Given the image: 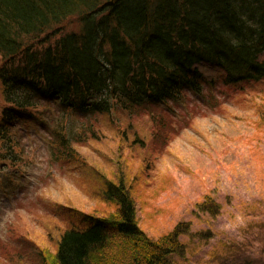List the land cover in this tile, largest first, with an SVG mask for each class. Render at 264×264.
Instances as JSON below:
<instances>
[{
	"label": "rangeland",
	"instance_id": "obj_1",
	"mask_svg": "<svg viewBox=\"0 0 264 264\" xmlns=\"http://www.w3.org/2000/svg\"><path fill=\"white\" fill-rule=\"evenodd\" d=\"M197 68L201 89L186 88L161 112L90 115L40 98L35 115L17 119L14 154L0 137V264H38L37 253L48 263L84 213H116L101 190L120 179L145 237L187 225L171 264H264V83L239 91L218 67ZM85 130L72 141L78 157L57 156L61 135Z\"/></svg>",
	"mask_w": 264,
	"mask_h": 264
},
{
	"label": "trees",
	"instance_id": "obj_2",
	"mask_svg": "<svg viewBox=\"0 0 264 264\" xmlns=\"http://www.w3.org/2000/svg\"><path fill=\"white\" fill-rule=\"evenodd\" d=\"M199 63L221 69L239 91L264 83V0H0L4 147L17 150L12 124L35 115L40 98L90 115L115 106L152 114L186 88L201 89ZM74 136L61 135L58 157H78L72 141L86 130ZM131 191L123 179L107 182L101 195L116 213H84L61 234L54 258L37 253V263L171 264L186 248L187 225L145 237Z\"/></svg>",
	"mask_w": 264,
	"mask_h": 264
}]
</instances>
